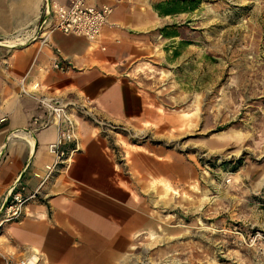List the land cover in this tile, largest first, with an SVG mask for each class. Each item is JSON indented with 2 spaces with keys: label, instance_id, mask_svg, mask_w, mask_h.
Masks as SVG:
<instances>
[{
  "label": "crops",
  "instance_id": "obj_1",
  "mask_svg": "<svg viewBox=\"0 0 264 264\" xmlns=\"http://www.w3.org/2000/svg\"><path fill=\"white\" fill-rule=\"evenodd\" d=\"M71 1L0 0V218L13 188L40 189L20 220L0 225V264H120L157 230L151 190L165 192L180 176V158L160 147L130 150L123 160L112 143L119 126L145 133L149 124H166L138 72L165 24L157 4L98 0L113 12L90 40L51 30L48 5ZM55 62L70 69L57 71ZM41 97L59 99L78 124L63 145L72 152L69 167L47 180L57 127L32 124L46 117ZM85 98L103 124L76 110Z\"/></svg>",
  "mask_w": 264,
  "mask_h": 264
},
{
  "label": "rangeland",
  "instance_id": "obj_2",
  "mask_svg": "<svg viewBox=\"0 0 264 264\" xmlns=\"http://www.w3.org/2000/svg\"><path fill=\"white\" fill-rule=\"evenodd\" d=\"M153 1L165 24L138 72L166 124L112 143L181 172L151 190L157 230L120 264H264V0Z\"/></svg>",
  "mask_w": 264,
  "mask_h": 264
},
{
  "label": "built area",
  "instance_id": "obj_3",
  "mask_svg": "<svg viewBox=\"0 0 264 264\" xmlns=\"http://www.w3.org/2000/svg\"><path fill=\"white\" fill-rule=\"evenodd\" d=\"M97 1L73 0L69 5L50 3L48 9L53 19L51 30H60L66 34L85 36L90 40H96L106 27L108 18L113 12V8L110 6H97ZM53 68L62 73L70 69L60 62H55ZM39 102L46 110V117L44 115L35 116L32 119V124L38 129H44L53 124L57 127L56 139L49 145V151L55 155L56 160L48 170L45 178L47 180L55 173L69 167L72 152L64 150L63 145L76 138L78 124L75 117L68 112L67 106L62 104L59 99L41 97ZM76 110L93 122L103 124L102 120L94 114L89 98H85L83 102L79 103ZM63 118L66 120V129L61 126ZM23 190L13 188L0 218V225L20 220L24 215L27 203L37 199L40 194V189L29 195H25ZM19 264H30V260H21Z\"/></svg>",
  "mask_w": 264,
  "mask_h": 264
},
{
  "label": "trees",
  "instance_id": "obj_4",
  "mask_svg": "<svg viewBox=\"0 0 264 264\" xmlns=\"http://www.w3.org/2000/svg\"><path fill=\"white\" fill-rule=\"evenodd\" d=\"M166 13H167V14H170V13H171V11H166Z\"/></svg>",
  "mask_w": 264,
  "mask_h": 264
}]
</instances>
